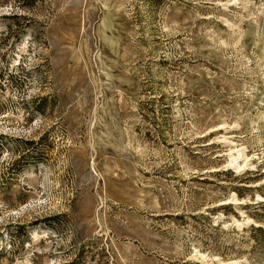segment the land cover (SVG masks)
Segmentation results:
<instances>
[{
    "label": "rangeland",
    "instance_id": "1",
    "mask_svg": "<svg viewBox=\"0 0 264 264\" xmlns=\"http://www.w3.org/2000/svg\"><path fill=\"white\" fill-rule=\"evenodd\" d=\"M0 264H264V0H0Z\"/></svg>",
    "mask_w": 264,
    "mask_h": 264
}]
</instances>
